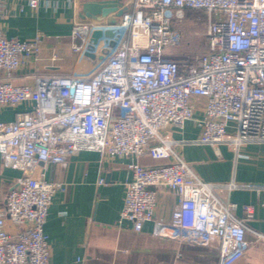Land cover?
<instances>
[{"label": "built area", "instance_id": "obj_1", "mask_svg": "<svg viewBox=\"0 0 264 264\" xmlns=\"http://www.w3.org/2000/svg\"><path fill=\"white\" fill-rule=\"evenodd\" d=\"M28 4L36 8L38 0ZM186 10L202 11L206 24L207 49L194 57L174 52L182 39L177 22ZM96 29H110L112 36L102 34L93 45L100 57L93 70L40 74L32 85L11 79L38 58L40 36L18 40L0 29V106L27 105L14 120L0 121L1 163L20 171L0 205V264H49L43 226L61 185L47 181L45 169L83 150L128 159L131 177L119 221H130L134 231L151 221L153 235L178 243L215 241V264H233L250 246L245 219L253 206L236 216V203L220 200L215 189L238 185L198 177L175 150L169 130L182 131L193 120L199 143L237 149L264 142V0H130L115 24L75 23L73 50H85ZM145 155L158 163H139ZM159 189L176 195L167 221L153 215ZM254 234L264 249V233Z\"/></svg>", "mask_w": 264, "mask_h": 264}, {"label": "crops", "instance_id": "obj_2", "mask_svg": "<svg viewBox=\"0 0 264 264\" xmlns=\"http://www.w3.org/2000/svg\"><path fill=\"white\" fill-rule=\"evenodd\" d=\"M83 1L38 0L37 7L31 8L28 0H3L2 33L18 40L37 35L41 39L38 58H31L18 68L11 79L15 85H32L40 74H78L98 65V56L87 55L86 49L76 52L72 48L78 41L71 35L75 23H108L107 18L82 17ZM25 107L0 106V121L14 120L15 113ZM198 133L193 120L186 121L182 131L169 130L176 140L175 150L198 177L238 185L215 189L220 200L236 203V216L244 217L243 206H253L252 216L245 219V237L250 246L233 264H264V249L254 234L264 233V142H251L235 149L225 142H196ZM138 161L158 163L147 155ZM127 162L125 157L108 159L97 151L83 150L68 162L47 165L44 178L61 185L52 196L43 226L51 248L49 264H215L219 259L215 241L205 246L178 243L153 235L151 221L144 222L140 231H134L128 220L119 221L124 183L131 177ZM19 175V170L3 166L0 157V205ZM99 177L104 178L101 184L97 183ZM175 203L174 192L157 190L154 217L169 220Z\"/></svg>", "mask_w": 264, "mask_h": 264}, {"label": "water", "instance_id": "obj_3", "mask_svg": "<svg viewBox=\"0 0 264 264\" xmlns=\"http://www.w3.org/2000/svg\"><path fill=\"white\" fill-rule=\"evenodd\" d=\"M130 10V2L122 3V0H85L81 3L82 17L95 19H108V24H115L118 18ZM104 34L105 36H112V30L96 29L91 34V43L86 47V54L94 56L93 48L97 38ZM100 58V57H99Z\"/></svg>", "mask_w": 264, "mask_h": 264}, {"label": "rangeland", "instance_id": "obj_4", "mask_svg": "<svg viewBox=\"0 0 264 264\" xmlns=\"http://www.w3.org/2000/svg\"><path fill=\"white\" fill-rule=\"evenodd\" d=\"M199 14L202 18V11L192 10ZM195 13L185 15L177 22L182 33L180 44L174 49L175 54L181 56H198L205 51L207 47V39L205 36L206 24L204 19L196 16Z\"/></svg>", "mask_w": 264, "mask_h": 264}, {"label": "trees", "instance_id": "obj_5", "mask_svg": "<svg viewBox=\"0 0 264 264\" xmlns=\"http://www.w3.org/2000/svg\"><path fill=\"white\" fill-rule=\"evenodd\" d=\"M193 13H195V12H193L192 10H186V11H185V15H189V14H193ZM195 15H196V16L198 15L199 18L201 17L199 14H196V13H195ZM201 18H202V17H201ZM202 19H203V18H202ZM206 49H207V47H206ZM206 49H205V50H206Z\"/></svg>", "mask_w": 264, "mask_h": 264}]
</instances>
